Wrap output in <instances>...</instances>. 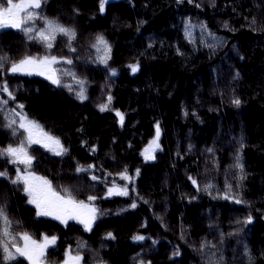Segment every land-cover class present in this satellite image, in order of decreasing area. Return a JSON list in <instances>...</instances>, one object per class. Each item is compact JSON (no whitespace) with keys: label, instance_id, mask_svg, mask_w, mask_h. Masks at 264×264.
I'll return each mask as SVG.
<instances>
[{"label":"trees","instance_id":"trees-1","mask_svg":"<svg viewBox=\"0 0 264 264\" xmlns=\"http://www.w3.org/2000/svg\"><path fill=\"white\" fill-rule=\"evenodd\" d=\"M106 1L41 0L32 32L0 31V148L33 157L0 155V246L55 236L43 264H264V0ZM48 21L74 36L41 40ZM28 57L61 60L60 83L11 72ZM21 118L64 151L26 144ZM26 170L93 205V227L38 215Z\"/></svg>","mask_w":264,"mask_h":264},{"label":"snow or ice","instance_id":"snow-or-ice-1","mask_svg":"<svg viewBox=\"0 0 264 264\" xmlns=\"http://www.w3.org/2000/svg\"><path fill=\"white\" fill-rule=\"evenodd\" d=\"M7 5V6H5ZM41 6V0H20L18 3H14V0H0V29L3 28H16L21 29L23 28V31L26 33H30L33 31L32 27H24V25H27L29 21L33 20L35 16V12L31 11L30 9H36ZM23 14V15H22ZM49 29H51L54 32L58 31L61 33H64L66 35H72L74 36V32H71L69 29L54 26L53 21H48ZM31 38V37H30ZM39 38L41 40L50 41L54 39V35H46L45 32L39 33ZM101 43H104V41L101 39ZM48 48L52 47V43L47 44ZM2 59V58H0ZM60 63L56 59V57H51L49 59L48 57L40 58L39 60L35 57H28L23 60H21L17 64H13L11 66V71L13 73L16 72H24L28 74H32L33 72H36L39 75H45L46 72L50 73L48 75V79H50L54 84H59V79L56 78V69L52 68L51 65ZM67 63H71V61H67ZM2 66V64H0ZM136 67L132 68V71H136ZM11 95V93H9ZM81 98H83V93H81ZM111 99V98H109ZM236 103H239V101H236ZM21 107H23L21 105ZM106 105L102 108V110L106 109ZM117 115H120L117 113ZM123 121V116L121 115V122ZM21 128H27L28 130V138L26 140V144H32L36 143L39 144L42 141L40 139H34L33 138V129L37 130L38 135L43 136L45 139L52 142V144L56 145L57 148L60 149V151H57L56 154L60 155L64 149L61 145L59 139L54 138L50 136L47 132H44L43 128L36 124L35 122H29L26 124H20ZM159 127H157L156 131V140H153L148 148L145 149L144 154L146 159H153L154 157L151 155V150L153 149V146L159 147L157 140L159 139ZM44 147H50L49 144H44ZM53 151H56V149H51ZM0 155H10L12 157H15L16 159L13 161L19 162L22 164L27 165L28 167H31L32 159L25 147V144H20L18 147H12L8 146L7 148H0ZM0 175H4V173H0ZM124 179H128L127 176H122ZM32 180L40 181L39 185L34 186L31 182ZM17 180H22L26 183L27 187L25 191L28 193L29 196H31L30 203L35 204L40 211L38 212V215H44V216H55L56 219H65L72 218V219H79L80 218V210L84 209L87 210L88 213H90V219L89 220H81L82 223L86 224V227L90 229L91 219H95V213L97 212V209L95 207H90L89 204H86L84 201H76L72 197V193L68 189H62V191L65 193V195H60L59 192H57L55 189H53L51 183L47 180H44L40 177H26V176H18ZM195 183V181H193ZM115 191L116 194L120 195H127V190H120V189H110L109 195H112ZM94 196L88 197L89 201L94 200ZM135 207V205H133ZM0 221L3 222L4 229H3V235L8 236L10 233L8 232V228L11 226V221L8 220V218L4 215V211L2 208H0ZM66 222V220H65ZM13 239H16V237H12ZM21 239L24 241V247L23 248H16V253H18L21 256L26 257L28 260L31 261V264H41V257L44 256V250L49 245H54L56 242V237L53 236L49 238L48 236H44L41 242H37L32 238L31 235L28 233H25ZM135 239L142 240L144 239L143 236H137ZM29 245L32 247L30 248ZM3 251L7 253L5 259H15V255L9 251V247L7 244H3L2 246ZM79 259L78 257L76 258Z\"/></svg>","mask_w":264,"mask_h":264},{"label":"rangeland","instance_id":"rangeland-1","mask_svg":"<svg viewBox=\"0 0 264 264\" xmlns=\"http://www.w3.org/2000/svg\"><path fill=\"white\" fill-rule=\"evenodd\" d=\"M110 1H113V0H107L106 2H105V4L103 5V8L102 9H104V6L106 5V3H108V2H110ZM18 3V2H17ZM37 9V8H36ZM36 9H30L31 11H36ZM23 15V14H22ZM28 26L29 27H32L33 29H34V27L32 26V24L30 25V23L28 24ZM8 28H11V27H8ZM8 28H3V29H0V31L1 30H4V29H8ZM13 29H16V28H13ZM50 31H52L51 29H46V30H44L43 32H45V34L46 33H50ZM104 53H105V50H104ZM49 59H51V57H48ZM58 60V59H57ZM58 61H60V63L62 62L61 60H58ZM59 63H57V64H53V65H51V67L52 68H54V69H56V65H58ZM12 72V71H11ZM13 73V72H12ZM14 74H21V75H28V76H39V77H43V78H46V79H48L47 77H48V75L50 74V73H47L46 72V74L45 75H39V74H37L36 72H33L32 74H28V73H24V72H16V73H14ZM56 78L58 79V74H57V72H56ZM48 80H50V79H48ZM51 81V80H50ZM52 82V81H51ZM53 103H55V102H53ZM53 103H48V105L49 106H52V107H55V105L56 104H53ZM30 121H28L27 119H25V118H21L20 119V124H28ZM26 132H27V134H28V130H27V128H23ZM33 138L34 139H40L42 142L41 143H39L38 145H41V146H43L44 147V144H49L50 145V147H47V149H56V151L55 152H57V151H60V149L59 148H57V146L56 145H54V144H52V142L51 141H49V140H47V139H45L43 136H40V135H38V133H37V130L36 129H33ZM156 140V139H155ZM157 143H158V140H157ZM36 144V143H35ZM149 147V146H148ZM147 147V148H148ZM46 148V147H45ZM156 150H157V147H155V146H153V149L151 150V155L154 157V154L156 153ZM144 157H145V154H144ZM16 158L14 157V160H15ZM146 159V158H145ZM146 160H152V159H146ZM19 163V162H18ZM23 165H25V164H23ZM27 166V165H26ZM19 176H26V177H29V178H31V177H40V178H42V179H44L43 177H41L40 175H38V174H35V173H33V172H30V171H28V170H26V171H21L19 174H18ZM45 180V179H44ZM24 182V181H23ZM30 182L34 185V186H36V185H39L40 184V181H37V180H32V179H30ZM25 183V182H24ZM25 186L27 187V185H26V183H25ZM110 189H113V190H115V189H120V190H124V189H126L127 190V188H124V187H118V186H114V187H111V188H109L108 189V191H107V193H106V196L107 197H112V196H118V195H120V194H116L115 193V191L113 192V194L112 195H109V190ZM30 197V200H31V196H29ZM35 207H36V209H37V211L39 212L40 211V209H38L37 208V206L35 205V204H33ZM90 205V204H89ZM90 207H94L93 205H90ZM90 213H88L87 212V210H84V209H82V210H80V218L79 219H72V218H67V217H65V219H56L55 218V216H47V217H49V218H51V219H54V220H56V221H58V222H61V223H63V224H66V223H68V222H70V221H76V222H79V223H81V224H83L85 227H86V224L85 223H82L81 222V220H89L90 219ZM95 217H96V213H95ZM65 220H66V222H65ZM94 222H95V219H91L90 220V223H91V227H90V229L93 227V225H94ZM87 229H89L88 227H86ZM21 241H22V243H23V245H22V247H20V246H17V247H15V248H13V249H10L9 251H11L14 255H15V259H17V258H19V257H23V258H25V259H27L26 257H24V256H21V255H19L18 253H16V248H23L24 247V241L21 239ZM50 246H52V245H49L46 249H48ZM29 247L31 248L32 246L31 245H29ZM46 249L44 250V252L46 251ZM79 258L78 260L76 259V258ZM15 259H8L9 261H13V260H15ZM28 260V259H27ZM81 261H82V257H80V256H73L71 253H67V256H66V260H65V262L64 263H62V264H81ZM28 262L31 264V261L30 260H28ZM41 264H43L42 263V257H41Z\"/></svg>","mask_w":264,"mask_h":264}]
</instances>
